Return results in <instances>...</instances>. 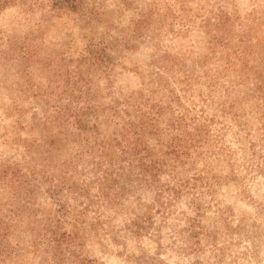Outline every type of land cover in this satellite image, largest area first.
<instances>
[{"label":"trees","instance_id":"1","mask_svg":"<svg viewBox=\"0 0 264 264\" xmlns=\"http://www.w3.org/2000/svg\"><path fill=\"white\" fill-rule=\"evenodd\" d=\"M190 1L181 0L178 8L177 1L152 0L127 33L113 37L108 26L102 33L98 30L103 23L101 0H56L53 4L59 6L50 10L52 17L54 9L77 12L68 26L78 27L62 42L64 49L57 44L47 48L44 36L30 44L1 35V75L13 82L8 86L0 80V95L9 92V101L0 104L1 118L12 113L19 118L13 128L0 125V147L16 146L23 152L16 159L0 150V264L8 259L15 264L22 251L39 255L42 247L55 258L80 256L84 242L101 239L99 226L112 220L103 216L105 209L128 196L133 235L154 230L156 212L163 223L176 215L177 220L185 219L188 228L173 230L186 233L183 238L191 250L196 249L191 243L200 244V234L213 236L202 221L208 218L204 199L215 192L208 182L215 173L208 159L211 147L221 142L209 125L214 119L204 115L205 105L217 104L225 114L239 116L233 84L224 89L229 103L216 101L224 87L219 81L235 73L240 61L264 58V8L252 10L244 26L224 4L206 2L196 10L189 7ZM196 23L212 59L219 48L232 47L233 37L239 35L240 48L233 49L235 58L226 51L222 70V56L208 66L212 59L206 54L190 67L185 56L162 44L166 33L178 37ZM142 37L156 42L150 68L139 71L141 87L102 103L96 77L110 80L116 66L113 50L122 43L136 48ZM197 67L203 71L196 75ZM254 71L259 69L254 66ZM250 90L264 118V72ZM19 99L28 100V110ZM27 111L31 122L20 118ZM25 129L31 133L20 136ZM183 205L200 218L189 216Z\"/></svg>","mask_w":264,"mask_h":264},{"label":"rangeland","instance_id":"2","mask_svg":"<svg viewBox=\"0 0 264 264\" xmlns=\"http://www.w3.org/2000/svg\"><path fill=\"white\" fill-rule=\"evenodd\" d=\"M55 1L8 0L3 3L0 0V37L5 35L4 39H6L9 35L14 41L34 44L36 39L44 36L45 42H48L47 48L57 44V47L60 45L64 49L62 42L69 36L73 27L74 29L78 27L77 23L73 27L68 26L77 17V12L55 11L54 9L55 13H52L54 15L52 17L50 10L57 5L53 4ZM151 1L101 0L99 7L103 23L98 26L99 32H104L108 26L111 31L107 33L113 37L120 33H127L131 22L140 17L141 10L147 9ZM162 1L170 4L177 1L178 8L182 2H185L181 0ZM206 2L212 6L218 3L224 4L233 15L236 14L234 17H239L238 19L244 22V26L247 23L246 16L250 15L252 10L264 8V0H223L222 2L220 0H192L189 7L198 10L199 4ZM166 7L163 6L161 9ZM207 8L210 10L211 6ZM204 16L210 15L204 13ZM261 16L264 19V14ZM235 23L234 31L237 33L240 28L237 20ZM78 24L81 25L82 22ZM197 28L199 27L196 23L195 27L186 34L182 33L174 37L172 33H166L161 40L168 50L177 52L182 57L185 56L186 63L190 67L193 63H199L204 55L208 54L209 59H212L213 55L211 49L208 48L209 43L206 42L205 34ZM253 33L251 34L255 35V32ZM146 38H140L142 41H138L136 48L129 49V45L125 46L122 43L119 48L113 50L116 66L110 80L96 77L99 79L96 84H100V88H97V96L102 98V103L103 101L107 103L116 96H125L141 87L143 75L139 71L150 68L149 63L155 50L152 42H156L155 39L149 41ZM233 38L232 47L228 45L227 48H219L220 53L209 60L208 66L222 56L223 61L220 63L222 70L221 64L226 60L223 55H227L228 50L235 58L232 52L233 49L240 48L238 46L239 35ZM234 43H236L235 46ZM262 55H264L263 52ZM205 60L208 61V58ZM244 65H246L245 68L240 71V67ZM254 66L259 69L258 73L254 71ZM263 67L264 58L252 61L250 57L248 62L240 61L235 73H231L230 77L220 78L219 83L222 82L224 87L221 91L222 96L216 101L229 103L231 99H227L224 89L233 84L231 94H236L237 97L235 104H238L237 119L232 114L222 112L217 104L205 105L204 115L214 119L209 125L214 134L220 135L221 142L218 146L211 147L212 153L208 159L215 171L214 174L209 175L210 181L208 182L215 192L204 199L205 204L209 205L206 209L207 216L211 218L209 221L208 218L202 221L203 227H206V224L209 225L213 236L207 237V234H200V238H196L200 244L191 243L196 248L191 250L187 240L183 238L187 237L186 233L180 234L173 230L174 227L188 228L185 219L177 220L176 215L163 223L156 212H153L154 223L151 226L154 230L149 228L148 231L143 230L140 235H133V232L129 230V220L132 215L129 214L128 196V198H122L121 203L113 206L112 209H105L103 216L107 218L113 216L112 220L106 221L104 226H99V230L103 231L100 235L101 239L84 242L79 252L80 256L71 257L67 254L64 257L55 258L52 254L45 252L42 247L39 255L26 254L22 251L20 254L24 255L18 257L15 264H264V118L260 102L252 99V95L256 93L250 90L259 78V74L264 72ZM200 68L197 67L196 75L203 71ZM3 73V68L0 67V80H6V77L1 75ZM39 77L36 80L40 79ZM204 81L203 79L202 82ZM11 84H13L12 80H6V85ZM8 93L5 90L0 95V104L9 101ZM19 102L25 105V109L29 104L25 99H19ZM1 116L2 110H0V125L7 128H11L15 120L19 118L16 113L4 116L3 120ZM20 118L31 122L29 111ZM33 131L32 135L38 134L39 128ZM29 133L31 132L25 129L19 135L24 136ZM221 148L226 149V152L221 153ZM0 150L7 155H13L16 159L20 158V153L23 152L16 146L10 147L6 144L2 145ZM183 209L189 216L197 217L194 211L184 205ZM155 228L160 230L156 231ZM9 262L11 259H8L5 264H10Z\"/></svg>","mask_w":264,"mask_h":264}]
</instances>
